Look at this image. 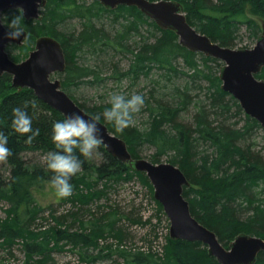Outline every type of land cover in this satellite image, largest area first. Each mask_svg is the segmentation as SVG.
<instances>
[{
    "label": "trees",
    "instance_id": "1",
    "mask_svg": "<svg viewBox=\"0 0 264 264\" xmlns=\"http://www.w3.org/2000/svg\"><path fill=\"white\" fill-rule=\"evenodd\" d=\"M178 1L183 4L190 24L223 46H236L243 26L255 41L262 34L259 20L249 14L263 18L264 0ZM41 14L39 19L24 17L27 36L21 45L9 44L10 56L22 61L35 49L38 37L57 38L67 62L64 72L57 73L62 77L63 88L87 112L124 138L134 157H144V149L153 147L154 151L147 156L151 161L162 162L166 156L168 162L180 166L191 182L184 195L201 223L215 231L227 247L242 232L264 238V153L257 140L258 130L264 128L245 112L237 98L223 90L220 78L223 62L186 48L175 31L161 28L137 6L108 9L99 0L92 3L48 0ZM257 76L264 78V68ZM110 79L118 84L129 82V87L118 92L139 93L144 97L145 103L134 114L133 124L123 130H118L103 115L104 109L110 107L111 93L100 94L101 100L95 104L73 94L82 86L100 90ZM17 106L27 108L33 130L39 129L31 143L26 142L31 133H18L12 125V110ZM64 118L63 113L38 98L33 89L19 90L14 87L11 74H0V131L8 135L11 149L7 158L0 159L5 165L0 167V201L8 200L11 205L8 210L13 216L6 228L16 229L22 238L32 236L49 243L51 235L50 238L64 240L78 251L77 259L86 264L112 261V254L105 251L117 250L121 243L131 250L136 239L147 240L140 248L163 250L159 229L154 231L156 220L144 212L148 207H142L148 206L147 198L154 204L160 223L164 220L162 216H166L163 204L154 196L149 176L116 158L103 142L93 151L100 154V160L93 155L86 158L76 150L83 163L80 172L71 179L73 189L77 190L71 195L69 207L60 214L58 208H51L36 218L32 208L34 191L45 183L52 184L53 173L46 161L47 153L57 150L52 126ZM29 152H39L43 160L29 161L26 158ZM90 174L108 186L139 175L149 198L135 193L133 201L140 198L142 206L134 207L129 203L121 206L106 190L85 194L81 183L85 182L84 177H92ZM91 183V188H95L99 182ZM91 196L104 197L107 204L93 203ZM84 205L91 207L85 209ZM26 217L28 220L24 222ZM35 218L36 222L30 224ZM86 219L99 228L84 227ZM137 227L146 234L155 232L150 244L146 236L140 238ZM28 251L29 255L34 253ZM42 252L41 258L29 256L24 264H47V255ZM124 252L127 257L129 254ZM154 258L138 253L126 264H151ZM164 263L221 264L203 242L170 236ZM254 264H264V251Z\"/></svg>",
    "mask_w": 264,
    "mask_h": 264
},
{
    "label": "water",
    "instance_id": "2",
    "mask_svg": "<svg viewBox=\"0 0 264 264\" xmlns=\"http://www.w3.org/2000/svg\"><path fill=\"white\" fill-rule=\"evenodd\" d=\"M100 1L108 9H114L120 4L136 5L161 28L175 31L182 45L220 59L223 62L220 68L222 88L236 96L246 112L264 126V78L257 76L264 66V20L258 44L254 48L236 50L213 41L209 35L190 24L184 6L178 0ZM17 4L23 5L26 17H37L46 0H0V14L16 8ZM5 31V27L0 25V74H11L14 87L19 90L26 87L33 89L38 98L63 113L65 117L73 112H80L86 117H96L67 93L60 78H53L54 72L66 68L65 51L58 40L51 35L41 36L29 56L22 61H16L6 50L10 41L4 37ZM22 39L23 36L14 42L20 43ZM98 123L103 133L102 141L106 143L109 152L123 161L129 160L137 170L145 171L153 180L156 187L155 197L163 204L171 219L172 238L202 240L209 245V253L222 264L257 262L260 252L264 251V238L240 233L230 242L229 247H226L212 230L191 213L189 201L184 196V189L189 181L179 166L171 162L133 159L125 139L112 133L100 119Z\"/></svg>",
    "mask_w": 264,
    "mask_h": 264
},
{
    "label": "rangeland",
    "instance_id": "3",
    "mask_svg": "<svg viewBox=\"0 0 264 264\" xmlns=\"http://www.w3.org/2000/svg\"><path fill=\"white\" fill-rule=\"evenodd\" d=\"M85 1L87 3H92L94 0H85ZM249 16L256 18L257 21L259 20L260 25L262 24L264 20L262 18L253 16L251 14H249ZM256 43L257 41H255L251 37L250 31L247 29V27L243 26L242 31H241V36L237 41V45L234 46L233 48H237V49L247 48L246 46H250L251 48L254 45H256ZM53 77L62 78L61 76L57 74H55ZM129 86L130 84L127 80L123 81V83L118 84L112 81V79H110L106 86H101L100 90H97L95 88H91L88 86H85V87L82 86L79 89H76L75 92L73 91V94L77 96L79 99L81 98L82 100H87L91 104H95V103H99V101L101 100L99 99V96L100 94H103V92L105 93L108 92L110 94L114 91L118 92L121 89H125L126 87H129ZM257 140L259 142V148H261L264 153V129L258 130ZM153 151H154L153 147L145 148L144 151L142 152V155H144V157L147 158V156ZM93 157L96 160L101 159L100 154L95 153V152H93ZM26 158L29 161L43 160L42 154H40L39 152H29L26 154ZM162 161L168 162L167 157L164 156ZM2 165H4V163L0 161V167L4 168L5 165L4 166ZM84 178L86 180L85 182L81 183L82 184L81 190L85 192V194L87 193L89 195L90 193H92L91 191L97 192V191H100V189L106 190V191H109L108 193L109 196L111 193L113 195V199H116V202L121 204V206H123L125 203L133 204L134 207L142 206L140 205L141 203L140 198L136 202L133 201L136 196L135 193L138 196V192H140L141 193L140 197H142L143 195L146 196V194H149L146 188L147 186L142 180H140L139 175H133L126 181L113 182L109 186L105 184V181L98 180L95 177V175H93L92 177H84ZM91 181L99 182L98 183L99 186L98 184L95 185V187L98 186L99 189L91 188L92 187ZM76 190H77L76 188L73 189V193H75ZM95 197L93 196L89 197L95 200L93 203H96L99 205L107 204V201L105 200L104 197L100 199H96ZM146 197H148V195ZM71 198H72L71 196L58 197L56 195L54 186L50 183H45L42 187L36 188L34 191V202H33V207H32L35 212L34 215L36 216V218L38 217L37 219H39L41 215L47 213L48 210L51 208H58L59 209L58 214H60V212L64 211L66 208L69 207V202H71L72 200ZM7 201L8 200L0 201V233H2L0 237V264H24V262L29 259V256L30 258H35V259L41 258L43 256L42 251H45V255H47V258H48L47 264H86L85 262L81 261V259H77L76 256L77 254H79L78 251L64 240L57 239L56 237L50 238L51 235L49 236V241H50L49 243L43 242L42 240L40 241L36 238H32V236H29V237L26 236L25 238H22L21 236L16 234V229L9 230L8 228H6L9 225L8 222H10V220L13 219V216H11V213L8 210V208L11 205ZM146 202L148 206H146L145 204L142 207L143 208L148 207L149 209L147 208L145 211L143 209V211L146 213V215L155 218L156 221H154V223H156L157 226L154 227V231L159 229V237H160V241L162 244V248L164 249L162 251L158 250L157 252H155L156 250L152 251L149 249L140 248V246L142 245L141 243L146 240L136 239V240H133L136 242L131 243V250L127 249L129 245L127 246L126 244L121 243L120 248L118 247L117 250L105 251L107 253L110 252L112 254V261H106L101 264H126L127 261L132 260V255L134 256V255H137L138 253L141 255L146 254V256L155 257L151 264H166L164 263L163 258H165V247L167 246L168 238L170 236L169 232L166 231V227H167V222L165 220L166 217L162 216L164 220H162L160 223L158 220V212L157 210H155L154 204L148 201L147 198H146ZM87 207H91V206L84 205L85 209ZM99 213L101 215L102 211H99ZM36 218L34 222L31 221L29 223L30 224L35 223ZM27 220H28L27 217L24 218V222H27ZM114 220H116V218ZM158 223H160V225ZM87 226H91V228L93 229L99 228L98 226L92 224L91 221L88 219L85 220L84 227H87ZM101 228H104V227L102 226ZM137 230L139 231V233H141L140 238H143L144 236H146V239H148L149 241L148 244H150L152 241L151 236H153L155 232H152L151 234H146L144 230H141L138 227H137ZM48 233L51 234V232H48ZM28 249L34 250V253H31V255H29V251L27 252ZM121 250L122 251L125 250L124 253L129 254V255L126 257L124 254H122Z\"/></svg>",
    "mask_w": 264,
    "mask_h": 264
},
{
    "label": "clouds",
    "instance_id": "4",
    "mask_svg": "<svg viewBox=\"0 0 264 264\" xmlns=\"http://www.w3.org/2000/svg\"><path fill=\"white\" fill-rule=\"evenodd\" d=\"M26 10L22 4H17L16 10L11 14H0V25L6 29L4 37L10 42L17 41L25 35L22 23ZM11 54V50H9ZM103 111L104 118L114 122L118 130L133 124L134 114L138 113L144 105V97L139 93L125 94L112 92ZM12 125L18 133H31L26 142L31 143L39 134V129L33 130L32 116L26 107L13 108ZM99 117H86L80 112H73L62 120H57L52 126V140L56 149L49 151L46 156L47 168L52 170L51 183L58 197H68L73 193L71 179L80 172L83 161L76 154V150L86 158H91L94 149L102 143L103 133L99 126ZM9 137L0 131V159L7 158L11 149L8 146Z\"/></svg>",
    "mask_w": 264,
    "mask_h": 264
},
{
    "label": "bare ground",
    "instance_id": "5",
    "mask_svg": "<svg viewBox=\"0 0 264 264\" xmlns=\"http://www.w3.org/2000/svg\"><path fill=\"white\" fill-rule=\"evenodd\" d=\"M100 1V0H99ZM150 1H160V0H150ZM101 2V1H100ZM47 3H48V0H46V4L45 5H43V6H41L40 7V9H39V16H37V17H34V16H32V17H26L25 16V18H27V19H31V18H36V19H39V18H41L42 17V14H41V9L43 8V7H45L46 5H47ZM102 3V2H101ZM120 5H122V4H120ZM119 6V5H118ZM117 6V7H118ZM128 6H136V5H128ZM117 7H115V8H117ZM114 8V9H115ZM12 9H14V8H12ZM12 9H8V10H12ZM140 9V8H139ZM8 10H6V11H8ZM141 10V9H140ZM6 11H4V13L6 12ZM142 11V10H141ZM143 12V11H142ZM3 13V14H4ZM144 13V12H143ZM144 14H146V13H144ZM147 15V14H146ZM148 16V15H147ZM149 18H151L150 16H148ZM152 20H154L153 18H151ZM155 21V20H154ZM156 22V21H155ZM157 23V22H156ZM158 24V23H157ZM159 25V24H158ZM160 26V25H159ZM25 36L23 37V39H22V41L20 42V43H18V42H14V41H11V42H9L8 43V46H9V44H12V43H16V44H18V45H21V44H23L24 43V39L26 38V36H27V31L25 30ZM262 35V34H261ZM43 36H45V35H43ZM41 37V36H40ZM40 37H38V38H40ZM261 37V36H260ZM260 37L258 38V40H257V43H256V45L258 44V41H259V39H260ZM37 38V39H38ZM55 38V37H54ZM56 40H58L57 38H55ZM37 41V40H36ZM59 41V40H58ZM60 42V41H59ZM61 43V42H60ZM181 43V42H180ZM218 43V42H217ZM220 44V43H219ZM62 45V44H61ZM256 45H254L253 47H251V48H254ZM8 46H7V48H8ZM184 46V45H183ZM223 46V45H222ZM35 47H36V45H35ZM63 47V46H62ZM186 47V46H185ZM227 47V46H226ZM7 48H6V50H7ZM187 48V47H186ZM233 48V47H232ZM64 49V48H63ZM189 49V48H188ZM234 49H236V50H238L237 48H234ZM239 49H250V48H239ZM191 50V49H190ZM33 51V50H32ZM192 51H194V50H192ZM7 52H8V50H7ZM196 52H199V51H196ZM8 54H9V52H8ZM10 55V54H9ZM11 57V56H10ZM12 58V57H11ZM13 59V58H12ZM66 65H67V62H66ZM263 68H264V66H263ZM262 68V69H263ZM66 69V68H65ZM262 71V70H261ZM260 71V72H261ZM62 72H64V70L63 71H56V72H54V74H53V76L55 75V74H57V73H62ZM54 78V77H53ZM55 78H60V77H55ZM54 78V79H55ZM61 79V78H60ZM61 81H62V79H61ZM147 82V81H146ZM63 85V84H62ZM223 85V84H222ZM224 90V89H223ZM225 91H227V90H225ZM227 92H229V91H227ZM68 93V92H67ZM230 93V92H229ZM69 94V93H68ZM232 94V93H231ZM70 95V94H69ZM233 95V94H232ZM71 96V95H70ZM234 96V95H233ZM72 97V96H71ZM235 98H236V96H234ZM73 98V97H72ZM42 100V99H41ZM44 101V100H43ZM45 102V101H44ZM48 104V103H47ZM241 104V103H240ZM51 106V105H50ZM241 106H242V104H241ZM243 107V106H242ZM243 109L245 110V108L243 107ZM245 112H246V110H245ZM247 113V112H246ZM248 114V113H247ZM250 115V114H249ZM251 116V115H250ZM253 117V116H252ZM255 118V117H254ZM258 120V119H257ZM259 121V120H258ZM260 122V121H259ZM105 123V122H104ZM261 123V122H260ZM106 124V123H105ZM107 125V124H106ZM262 125V124H261ZM108 126V125H107ZM263 126V125H262ZM108 128H109V126H108ZM263 128H264V126H263ZM109 130H110V128H109ZM111 131V130H110ZM112 132V131H111ZM112 133H114V132H112ZM115 134V133H114ZM117 135V134H116ZM103 142V141H102ZM125 142H126V145H127V149H128V151L131 153V151L129 150V147H128V143H127V141L125 140ZM104 143V142H103ZM105 144V146H106V148H107V145H106V143H104ZM107 150H108V148H107ZM109 151V150H108ZM111 153V152H110ZM131 155H132V158L133 159H148V158H145V157H139V158H136V157H134L133 156V154L131 153ZM116 157V156H115ZM117 158V157H116ZM119 159V158H118ZM119 160H121V159H119ZM148 160H150V159H148ZM122 162H124V163H130L131 164V162L129 161V160H127V161H123V160H121ZM162 162H164V161H162ZM172 163V162H171ZM174 164V163H173ZM176 165V164H175ZM131 166L133 167V169L134 170H136V171H140V170H137L132 164H131ZM178 166V165H177ZM180 167V166H179ZM181 168V167H180ZM141 172H145V171H141ZM146 173V172H145ZM147 174V173H146ZM148 175V174H147ZM149 176V175H148ZM187 176V175H186ZM149 178H150V176H149ZM188 178V177H187ZM150 180H151V182H152V184H153V186H154V196H155V191H156V187H155V184H154V182H153V180L150 178ZM188 181H189V184H186V186H190L191 185V182H190V180H189V178H188ZM185 186V187H186ZM96 188V187H95ZM185 196V195H184ZM156 198V197H155ZM186 198V197H185ZM157 199V198H156ZM187 199V198H186ZM158 200V199H157ZM188 200V199H187ZM159 201V200H158ZM189 201V200H188ZM189 205H190V201H189ZM165 210V209H164ZM190 210H191V205H190ZM166 212V211H165ZM191 213H192V211H191ZM193 214V213H192ZM164 217H166V219H168V221H167V227H166V231L167 232H169V234H170V237L172 238V236H171V219H170V217H169V215L167 214V212H166V216H164ZM117 220V219H116ZM142 220V219H141ZM203 224V223H202ZM206 226V225H205ZM207 227V226H206ZM210 229V228H209ZM211 230V229H210ZM213 231V230H212ZM215 234H216V232L215 231H213ZM242 233H246V232H242ZM239 235V234H238ZM237 235V236H238ZM216 236H217V234H216ZM236 236V237H237ZM152 237V236H151ZM150 237V238H151ZM261 237V236H260ZM217 238H218V240H219V237L217 236ZM172 239H174V238H172ZM178 239H184V238H178ZM152 240V239H151ZM185 240H187V239H185ZM147 241V240H146ZM194 241H200V242H203L202 240H194ZM220 241V240H219ZM134 242H136V241H133V243ZM221 242V241H220ZM204 244H206L207 246H209L207 243H205V242H203ZM222 243V242H221ZM164 244V243H163ZM223 244V243H222ZM123 246V245H122ZM226 246V245H225ZM227 247V246H226ZM229 247V246H228ZM162 251V250H161ZM157 252V251H156ZM161 253V252H160ZM104 254V253H103ZM146 255V254H145ZM162 255V254H161ZM160 255V256H161ZM211 255V254H210ZM213 256V255H212ZM259 257V256H258ZM151 258V257H150ZM164 259V258H163ZM258 260V259H257ZM222 264V263H221Z\"/></svg>",
    "mask_w": 264,
    "mask_h": 264
}]
</instances>
